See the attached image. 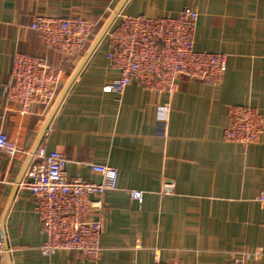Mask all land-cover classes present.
<instances>
[{
    "label": "crops",
    "instance_id": "crops-1",
    "mask_svg": "<svg viewBox=\"0 0 264 264\" xmlns=\"http://www.w3.org/2000/svg\"><path fill=\"white\" fill-rule=\"evenodd\" d=\"M122 1L0 0V133L20 148L12 160L0 151V264H230L233 253L256 249L264 264V208L255 200L264 187V0ZM184 7L198 14L193 48L226 56L219 82L179 77L166 93L132 80L120 100L104 92L118 77L106 59L105 33L119 17L175 16ZM37 15L83 18L93 34L77 56L65 57L28 28ZM17 53L42 58L63 77L53 103L24 115L3 96ZM164 104L170 113L161 136L155 116ZM232 105L262 115L257 143L224 141ZM39 147L62 154L71 178L98 183L91 165L117 170V188L104 191L90 214L102 226L97 259L40 252L45 234L34 198L19 187ZM165 184L171 193H161ZM131 190L143 193L140 204Z\"/></svg>",
    "mask_w": 264,
    "mask_h": 264
},
{
    "label": "built area",
    "instance_id": "built-area-1",
    "mask_svg": "<svg viewBox=\"0 0 264 264\" xmlns=\"http://www.w3.org/2000/svg\"><path fill=\"white\" fill-rule=\"evenodd\" d=\"M197 11L184 7L175 16L150 18L142 15H121L118 23L106 32L110 48L106 59L118 77L103 86L104 92L115 93L120 100L125 87L134 80L145 88L172 93L179 77L215 85L226 69V56L197 51L193 36ZM37 32L47 49L66 57H75L89 40L92 25L78 17L37 15L28 27ZM61 71L43 59L24 53L13 56L9 82L3 96L18 106V113H29L33 106L49 105L61 86ZM170 109L156 107L157 134L166 136ZM262 115L251 106H229L228 124L223 130L226 142L246 147L258 142L263 131ZM246 140H243V138ZM0 151L9 160L20 153L15 142L0 133ZM65 157L57 151L46 152L39 147L19 187L28 189L35 202V212L45 234L40 252L49 257L57 251L74 253L82 258L97 259L101 252V222L90 214L100 208L99 198L106 190L117 188V170L103 165H91L101 182L68 177ZM165 193L172 185L165 184ZM132 201L140 204L142 192H128ZM264 208V187L255 199ZM0 231V253L2 247ZM262 253L255 250L232 254L230 264H260ZM154 264H173L155 262Z\"/></svg>",
    "mask_w": 264,
    "mask_h": 264
},
{
    "label": "water",
    "instance_id": "water-1",
    "mask_svg": "<svg viewBox=\"0 0 264 264\" xmlns=\"http://www.w3.org/2000/svg\"><path fill=\"white\" fill-rule=\"evenodd\" d=\"M125 0L122 1L121 5L123 4ZM121 5L118 7V9L115 11L114 15H112V17L109 19V21H113L116 14L118 13ZM108 26H105L104 29L102 30V32L99 34V36L96 38V40L92 43L91 47L89 48L87 54L85 55L84 57V60L88 57V55L93 51V49L95 48V46L98 44L99 40L102 38L103 34L105 33V31L107 30ZM67 86V85H66ZM66 87H64L62 93L65 91ZM61 97V96H60ZM60 99V98H59ZM59 101V100H58ZM35 151V150H34ZM33 151V153H34ZM32 153V154H33ZM2 239H3V236H2Z\"/></svg>",
    "mask_w": 264,
    "mask_h": 264
},
{
    "label": "rangeland",
    "instance_id": "rangeland-1",
    "mask_svg": "<svg viewBox=\"0 0 264 264\" xmlns=\"http://www.w3.org/2000/svg\"><path fill=\"white\" fill-rule=\"evenodd\" d=\"M92 30H93V28H92ZM32 31H33V30H32ZM92 32H93V31H92ZM92 32H91V36H92V34H93ZM105 34H106V33H105ZM91 36H90L89 39H91ZM40 37H41V36H40ZM41 38H42V37H41ZM88 41H89V40H88ZM88 41H87V42H88ZM87 42H86V43H87ZM86 43H85V44H86ZM44 45H45V44H44ZM84 46H85V45H84ZM84 46H83L82 50L84 49ZM45 47H46V46H45ZM82 50H81V51H82ZM81 51H80V52H81ZM24 54H25V53H24ZM76 56H77V55H76ZM65 57H66V56H65ZM68 58H70V57H68ZM41 59H42V58H41ZM60 80H61V82H62V80H63L62 73H61V79H60ZM60 84H61V83H60ZM61 87H62V86H60V89L58 90V92L56 93V95L52 98L50 104L53 103V101H54V100L57 98V96L59 95V92H60V90H61ZM234 106H235V105H234ZM236 106H237V105H236ZM33 107H36V106H33ZM33 107H32V108H33ZM223 139H224V138H223ZM243 140H246V138L244 137ZM258 140H259V139H258ZM224 141H225V140H224ZM228 143H230V142H228ZM232 144H233V143H232ZM238 145H239V144H238ZM248 145H249V144H248ZM251 145H252V144H251ZM246 147H247V146H246ZM164 189H165V185H163L162 190H161V193H165V192H164ZM131 191H132V190H131ZM256 250H257V249H256ZM254 251H255V250H254ZM254 251H251V252L253 253ZM258 251H260V250H258ZM249 252H250V251H249ZM260 252H261V251H260ZM261 253H262V252H261ZM262 256H263V254H262Z\"/></svg>",
    "mask_w": 264,
    "mask_h": 264
}]
</instances>
